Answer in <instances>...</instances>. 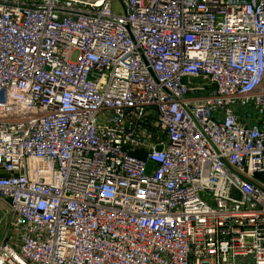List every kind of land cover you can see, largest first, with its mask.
<instances>
[{"label": "built area", "instance_id": "2783aa9c", "mask_svg": "<svg viewBox=\"0 0 264 264\" xmlns=\"http://www.w3.org/2000/svg\"><path fill=\"white\" fill-rule=\"evenodd\" d=\"M0 0V264H264V0Z\"/></svg>", "mask_w": 264, "mask_h": 264}, {"label": "rangeland", "instance_id": "374dc122", "mask_svg": "<svg viewBox=\"0 0 264 264\" xmlns=\"http://www.w3.org/2000/svg\"><path fill=\"white\" fill-rule=\"evenodd\" d=\"M111 9L115 12H122V6L118 0L111 1ZM9 208L6 203L0 200V238L1 231L4 229V221L7 215L9 214Z\"/></svg>", "mask_w": 264, "mask_h": 264}]
</instances>
